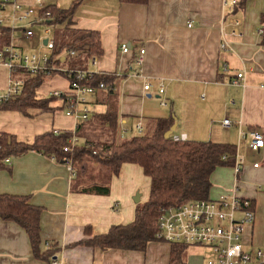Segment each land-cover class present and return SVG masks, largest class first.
Wrapping results in <instances>:
<instances>
[{"label":"crops","instance_id":"crops-1","mask_svg":"<svg viewBox=\"0 0 264 264\" xmlns=\"http://www.w3.org/2000/svg\"><path fill=\"white\" fill-rule=\"evenodd\" d=\"M44 1L64 11L76 4L67 29L99 35L101 53L92 55L97 59L95 66L90 63L91 56L77 59L80 67L71 62L63 65L69 56L66 48L56 55L61 68L88 70L113 79L109 91L102 89L88 97L91 114L85 122L115 105L119 139L123 132V139L137 136V124L147 134L158 120L173 118L174 134H184L188 141L233 146L234 156L243 159L240 172L236 174L233 167L216 168L210 176L207 199L216 200L237 189L240 198L250 200L255 218L252 225L244 228L242 248L264 254V149L251 151L239 137V131L250 130L264 137V0H248L235 15L225 0ZM234 21L239 22L235 27L237 35L230 34ZM59 26L65 28V24ZM2 32L1 48L7 33ZM6 40L5 44L8 37ZM223 42L228 50L220 48ZM13 44L26 53L37 47L35 41H26L19 33ZM123 44L129 52L121 51ZM54 45L53 55L58 47ZM140 47L145 49L141 67L135 63ZM243 70L245 86H232L230 81ZM16 74L0 64V90H5ZM146 83L151 85L147 92L143 90ZM68 86L66 78L55 75L48 77L36 92L38 97H47L54 91L67 92ZM159 87L163 88L162 94L158 93ZM56 105L57 102L52 106ZM224 119L232 122L231 128L222 127ZM81 124L84 122L62 110L28 109L26 114L0 111V133L23 144H31L47 133L73 134ZM77 139L78 146L84 144L83 139ZM92 167L98 179L97 164L92 163ZM77 175L76 172L72 178L65 164L35 151L10 157V164L0 169V195L25 197L28 204L42 209V253L55 250L53 258L59 264H170L172 245L164 242H152L144 252L77 246L86 239L87 227L95 235L106 233L112 226L130 224L134 220L135 198L146 202L150 190V180L136 165L124 164L117 177L106 181V195L94 189L86 191L97 184L86 188ZM184 246L180 264H206L211 256L204 246ZM192 248L202 253L197 260L187 253ZM0 264L50 262L34 257L29 238L18 224L0 218Z\"/></svg>","mask_w":264,"mask_h":264},{"label":"trees","instance_id":"trees-1","mask_svg":"<svg viewBox=\"0 0 264 264\" xmlns=\"http://www.w3.org/2000/svg\"><path fill=\"white\" fill-rule=\"evenodd\" d=\"M122 2L138 3L146 0H120ZM248 0H239L232 7V15L244 8ZM76 4L68 10H57L47 6L56 25L69 26ZM264 20V16H262ZM264 45V31H262ZM3 33V32H2ZM5 35V43L8 34ZM69 43L57 47L54 56L62 48L75 51L88 59L94 54H100V40L97 32L70 31ZM4 43V45H5ZM1 48V47H0ZM56 49H54L55 51ZM85 61V60H84ZM56 62V64H58ZM80 67L81 63L73 65ZM73 69V68H71ZM66 78L65 73L52 74ZM50 76L38 74L30 76L18 72L16 78L23 81L22 92L12 96L7 102L0 104V111H15L26 114L28 109H39L42 112L65 110L67 95L59 97H38L36 90ZM111 78V77H110ZM95 75L92 80L83 82L92 87L104 85L108 91L113 85V79ZM113 78V77H112ZM102 89H97V91ZM57 102L56 106H52ZM175 119H160L153 131L128 139L118 137V117L115 105H110L104 114L98 115L91 122L78 126L75 133H47L36 137L31 144H23L8 134L0 133V169L4 159L17 157L29 151L38 152L57 162L65 164V159L72 161L75 173L84 171L85 165L96 163L100 175L108 182L111 177H117L124 164L136 165L142 169L143 175L150 180L149 198L146 202L135 205L134 220L127 225L112 226L106 233L92 234L91 228L84 230L86 239L76 243L77 246L97 248L102 251L119 249L125 251L144 252L148 244L156 242L155 234L159 209L164 206L182 204L193 200L207 199L211 188L210 176L218 167H233L235 150L233 146L211 142H173L171 134L165 138ZM83 139L84 144L76 146L71 152H63L72 136ZM226 157V159H223ZM106 176V177H105ZM97 190L99 194L109 192L108 185H95L86 191ZM42 209L28 204L25 197L0 195V218L18 224L27 234L36 259L50 262L55 250L40 251V215ZM186 249L182 244H172L170 264H180L181 254Z\"/></svg>","mask_w":264,"mask_h":264},{"label":"built area","instance_id":"built-area-1","mask_svg":"<svg viewBox=\"0 0 264 264\" xmlns=\"http://www.w3.org/2000/svg\"><path fill=\"white\" fill-rule=\"evenodd\" d=\"M238 0H225L224 4L232 9ZM47 4L44 0H0V33L5 30L8 34V43L0 48V64L7 67L10 72H24L30 76L42 74L65 73L69 86L67 92L54 91L50 96L59 97L67 95L65 114L79 121H87L91 114L88 104V97L92 96L97 89H103L102 83L98 87H92L83 82L92 80L95 72L81 69H65L56 64L58 57L52 54L55 49L54 41L51 39L54 29L57 26L53 22L51 14L47 11ZM238 21H234V28L231 35H237L236 28ZM2 30V31H1ZM224 31V27H222ZM261 32V31H260ZM16 33L21 34L26 41L36 42V50L26 53L13 44ZM222 50H228V45L223 42ZM123 53L129 52L126 44L121 46ZM69 56H74L75 51L68 50ZM145 49L140 47L137 52L135 63L138 66L144 64ZM90 63L95 66L97 59L90 57ZM235 87L245 86V71L239 72L230 81ZM23 81L12 78L5 90H0V104L7 102L10 97L19 95L22 92ZM151 88L149 83L144 84L143 90L147 92ZM159 94L163 88L159 87ZM164 106L165 103L161 102ZM222 127L229 129L232 122L224 119ZM137 135H143L144 131L140 124L135 127ZM121 133V139L124 137ZM173 142H186L184 134L171 136ZM240 139L247 142L251 151L258 152L264 149V137L256 131H239ZM63 152H71L78 146V139L72 136ZM223 159H226L224 157ZM233 169L236 174L240 172L243 159L234 156ZM4 164H10V157L4 159ZM72 178L76 173L72 167V161L65 159ZM257 167V164H254ZM255 213L252 203L248 199L240 198L237 189L231 194L219 197L216 200L201 199L193 200L182 204L164 206L159 209L155 239L167 244L200 245L206 247L211 256L206 264H264V254L260 250L253 253L246 252L242 248V234L244 228L252 225ZM48 247V244L46 245ZM50 264H59L52 258Z\"/></svg>","mask_w":264,"mask_h":264},{"label":"rangeland","instance_id":"rangeland-1","mask_svg":"<svg viewBox=\"0 0 264 264\" xmlns=\"http://www.w3.org/2000/svg\"><path fill=\"white\" fill-rule=\"evenodd\" d=\"M69 35H70V31L68 29L62 28L59 25H57L54 29V32H53L51 39L54 41V43L57 46H62L63 44L69 43V40H68ZM79 58H83V56L78 55L76 53V55L74 57L68 56V61L66 63L64 62L65 64L64 63H62V64L68 65L69 62H71L72 65H76L77 64L76 60ZM83 168H84L83 172H85V173H83L82 170L79 169V170H77V174H78L77 176L79 177V179L81 180L83 185H85L86 188L92 186L93 184L105 185V183H106V179L104 178L105 174L100 175V177L98 179H96L94 176L96 170L92 167V163L85 165V167H83ZM82 176H85V177H82ZM157 242H161V241H157ZM187 251H188L187 252L188 255L190 257H192L193 259H196V260H197V258H199L202 255V253L198 249L192 248V249H188Z\"/></svg>","mask_w":264,"mask_h":264},{"label":"water","instance_id":"water-1","mask_svg":"<svg viewBox=\"0 0 264 264\" xmlns=\"http://www.w3.org/2000/svg\"><path fill=\"white\" fill-rule=\"evenodd\" d=\"M175 129H176V124H173L172 127L170 128V130H168L166 133H165V138H169L171 136V134L173 132H175ZM135 204L139 202V198H135L134 200Z\"/></svg>","mask_w":264,"mask_h":264}]
</instances>
